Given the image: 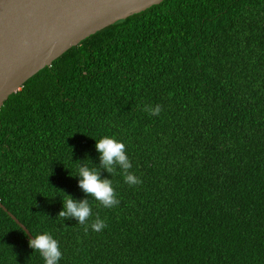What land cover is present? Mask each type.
<instances>
[{"label": "trees", "instance_id": "1", "mask_svg": "<svg viewBox=\"0 0 264 264\" xmlns=\"http://www.w3.org/2000/svg\"><path fill=\"white\" fill-rule=\"evenodd\" d=\"M105 136L142 184L104 172L120 203L89 197L85 233L57 217ZM0 202L58 264H264V0H164L29 79L0 109ZM29 238L0 207V264H45Z\"/></svg>", "mask_w": 264, "mask_h": 264}, {"label": "water", "instance_id": "2", "mask_svg": "<svg viewBox=\"0 0 264 264\" xmlns=\"http://www.w3.org/2000/svg\"><path fill=\"white\" fill-rule=\"evenodd\" d=\"M163 1L0 0V109L71 48ZM0 207L34 239L1 202Z\"/></svg>", "mask_w": 264, "mask_h": 264}, {"label": "clouds", "instance_id": "3", "mask_svg": "<svg viewBox=\"0 0 264 264\" xmlns=\"http://www.w3.org/2000/svg\"><path fill=\"white\" fill-rule=\"evenodd\" d=\"M144 110L151 116H159L163 106L160 104L146 105ZM95 148L99 153V163H95L94 167H89L88 161L91 160L90 158L76 161L78 165L77 175L73 176L70 173L73 178H79L78 187L87 198L77 200L63 192L65 194L64 199H62L63 210L59 212L57 217L63 221H77L79 225L84 226L85 233L88 232L89 227L95 232H101L107 227L106 222L100 219L98 215L94 220L91 219L93 213L89 197L109 209L118 206L120 203L113 187V180L103 177L104 172L113 177L119 169L124 176L125 183L128 185L138 186L142 184V180L130 171L132 163L123 142L114 137L105 136L98 141L96 140ZM90 220L91 223L89 224ZM28 244L33 252L40 253L45 264H58L62 258L59 242L49 233L35 235L34 239L29 238Z\"/></svg>", "mask_w": 264, "mask_h": 264}]
</instances>
